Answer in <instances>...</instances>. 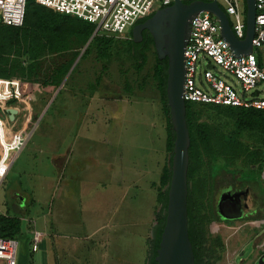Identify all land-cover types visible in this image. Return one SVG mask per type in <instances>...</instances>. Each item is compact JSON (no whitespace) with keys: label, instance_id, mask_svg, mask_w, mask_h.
<instances>
[{"label":"rangeland","instance_id":"374dc122","mask_svg":"<svg viewBox=\"0 0 264 264\" xmlns=\"http://www.w3.org/2000/svg\"><path fill=\"white\" fill-rule=\"evenodd\" d=\"M218 2L221 4V0ZM125 31L130 34V27ZM97 33L102 35L101 30ZM90 39L83 45L74 44L67 51L45 50L39 55L43 72L63 60L74 59L69 72L58 84L41 85L18 76L23 80L24 93L30 96L32 120L27 127L31 133L0 183V212L12 213L14 191L26 194L28 210L20 215L17 264H54L56 259H61L62 264H142L149 252L144 232L150 214L152 220L156 219V186L166 158L165 115L156 79L152 76L155 47L154 44L149 46L147 59L137 70L127 49V38L115 37L101 54L94 44H90L89 52L83 54ZM25 57L20 55L27 62ZM204 68L203 65L197 66V85L206 84ZM211 71L240 88L236 77L221 66L215 65ZM44 77V73L40 75L41 80ZM259 86L262 90L258 96L264 97V80H260ZM250 95L248 92L249 98ZM212 111L202 108L199 120H207ZM242 138L255 142L248 132ZM70 151L74 152L78 163L80 161L76 176L85 182L82 188L75 187V192L57 183V167L53 164L54 155ZM245 165L242 160H237L231 164L234 171L223 170L214 178L207 205L201 210L208 215L204 224V246L211 264H258L256 254L264 252L262 213L232 219L223 218L218 213L220 193L226 189L232 194L234 188L247 184L237 178L239 168ZM261 176L252 178L251 182L257 186V195L262 200L264 176ZM103 178L113 189H124L129 194L125 199L129 201V210L123 205L108 209L109 197L100 202L104 191L97 182ZM109 193L107 191V196ZM61 199L68 211L66 208L60 211L54 206L51 212L52 200L57 204ZM56 209L59 217H65L68 223L58 235L51 227ZM100 222L103 229L96 231ZM34 228L41 231V236L37 249L33 251ZM107 229L120 231L117 236L109 235L117 249L112 248L107 237L103 236ZM71 242L75 248L66 250L64 246ZM98 244L104 247V251H99ZM118 250L127 257L116 259ZM0 264H5L2 258Z\"/></svg>","mask_w":264,"mask_h":264},{"label":"trees","instance_id":"16d2710c","mask_svg":"<svg viewBox=\"0 0 264 264\" xmlns=\"http://www.w3.org/2000/svg\"><path fill=\"white\" fill-rule=\"evenodd\" d=\"M146 18H140L137 22ZM94 29L95 24L90 21L54 11L35 0H26L22 25L0 23V76H19L41 85H56L67 73L74 59L63 60L51 67L49 71L43 72L39 55L45 50L67 51L76 43L83 45L90 37V42L83 54L89 52L90 44L96 46L98 54L104 53L107 45L115 37L95 33ZM126 41L127 49L135 61L134 66L139 70L147 59V49L153 44V38L148 30L144 29L140 41H134L132 37ZM154 53L152 76L156 79L165 115L166 158L156 186V219L152 236L148 240L147 264L156 263L154 257L165 223L171 155L175 137L165 89L167 57L159 58L156 51ZM22 54L26 56L27 62L20 58ZM43 73L45 77L41 80L40 75ZM185 105L190 136L187 169L188 234L192 243L194 264H211V257L204 246V224L208 215L201 210L207 205V196L214 178L223 170L234 171L231 164L237 160H242L246 164L245 167L239 168L237 176L242 183H250L252 178L262 177L264 108L191 99H186ZM204 107L213 111L208 115L207 120H199V112ZM247 132L253 135L255 142H248L242 138ZM261 203L264 205V189ZM261 217H264V213ZM21 224L20 216L10 214L8 211L0 212V236L17 238L21 231Z\"/></svg>","mask_w":264,"mask_h":264},{"label":"built area","instance_id":"2783aa9c","mask_svg":"<svg viewBox=\"0 0 264 264\" xmlns=\"http://www.w3.org/2000/svg\"><path fill=\"white\" fill-rule=\"evenodd\" d=\"M54 11L71 14L94 23L95 33L118 38H131L137 20L149 17L157 9L174 0H36ZM190 2L192 0H183ZM209 1V0H208ZM230 26L238 38L245 34V0H221ZM255 26L251 39L252 50L234 54L229 42L221 35L219 18L208 9H201L190 19V32L185 45L184 98L224 104L251 105L264 108V97L259 82L264 80V0H255ZM26 0H0V23L22 25ZM130 27V34L125 29ZM211 64V65H209ZM203 65L206 84H196L195 73ZM215 65L232 73L234 86L211 71ZM250 92V98L248 97ZM29 94L24 93L23 80L16 76H0V183L12 165L17 153L24 146L31 131L27 124L32 120ZM9 108H15L9 118ZM264 175V167H263ZM41 236L32 230L31 250L37 249ZM18 240L0 236V258L5 264H17Z\"/></svg>","mask_w":264,"mask_h":264},{"label":"water","instance_id":"95a60500","mask_svg":"<svg viewBox=\"0 0 264 264\" xmlns=\"http://www.w3.org/2000/svg\"><path fill=\"white\" fill-rule=\"evenodd\" d=\"M245 7L243 38H238L235 35L225 11L216 0H192L190 2L174 0L171 4L157 9L152 15L132 27L131 36L134 41H140L142 30L146 29L153 38L156 55L159 58L167 57L165 89L170 121L175 133L165 223L154 257L155 264H194L192 243L188 234L187 169L190 136L186 122L184 98L186 72L184 50L190 32V19L201 9L213 12L219 18L221 35L229 42L234 54H245L252 50L251 39L254 34L256 13L255 0H245ZM15 111V108H9V118L14 116ZM231 195L233 193L231 194L229 190L222 191L219 195L217 208L223 218L242 215L240 209L236 212L233 206L224 205V201H227L225 199H230ZM229 211H233L232 214H229ZM259 264H262L261 261Z\"/></svg>","mask_w":264,"mask_h":264},{"label":"crops","instance_id":"0c3cea01","mask_svg":"<svg viewBox=\"0 0 264 264\" xmlns=\"http://www.w3.org/2000/svg\"><path fill=\"white\" fill-rule=\"evenodd\" d=\"M29 137H30V135H29ZM27 141H28V139H27ZM73 154H74V152L70 151V153H64V154L59 155V156L54 155V157H53L54 158L53 164H55L57 167L56 181H57V183L59 182V185L61 184L62 186H66L67 188H69L70 191L71 190L74 191L75 187L82 188L83 184H85V182L83 180L82 181L78 180V176H76L77 171H78L77 164H79L80 161L78 163L77 157H75V155H73ZM82 166H84V164H82ZM82 166H80V167H82ZM64 170H66V172ZM105 181H106V178H103V179H100V181L98 180V182H97V185L99 184L101 187V190L104 191V192H101V201L100 202L106 201L105 198L109 197L108 201L110 202V207L108 209L118 208V207H120V205H123L125 208H127L129 210V206H128L129 201L125 200L129 197V194L128 193L126 194L124 189H121V190L113 189V187L111 185H108L109 182H105ZM63 188L64 187H61V189H63ZM106 189H107V191L110 192L108 194V196H107ZM13 193H14V194H12L13 198L11 200L12 203L10 202L12 213H10V214H16L18 216H20L21 214H26V212L28 210V206H27V203L25 201L26 197H24L25 192H20L19 190H17V191H14ZM16 198L18 199V202L17 201L15 202ZM67 198H70V196H68ZM60 201H61L60 203L56 204L55 200H52L51 207H50L51 212H53L54 206L57 207V209L60 211H62L63 208H66V203H64V200L61 199ZM57 209H56L55 216L52 215L53 224L51 227H52V230L58 235L59 232L64 231L63 228H65L64 226L67 223V219L63 216L59 217V215H58L59 211ZM67 211H68V209H67ZM5 212H7V211H5ZM110 213H112V210H110ZM152 213H153V211H152ZM106 224H107V222H106ZM154 224H155V220L154 219L152 220V214H150V219H148V223L146 225L147 227H145V232H144L145 240L147 242L150 239V237L152 236V226ZM67 225H68V223H67ZM102 227H103V225H101V222H100L97 224L95 230L101 231L103 229ZM116 229L117 228L111 229V230H116ZM131 230L134 233V229L131 228ZM119 233H120V231H118V232L117 231H111L110 232V229H107V230H105V232L103 234V236L107 237V241L111 243L112 248L117 249L118 246L115 244V242L113 240L110 241L109 235L115 234L117 236ZM116 239H117V237H116ZM97 246H98V248L100 246L99 251L100 250L104 251V247L101 244H98ZM64 247H66V250H70V248H71V250H73V248H75V245H74V242H71L69 245H65ZM147 248H148V245L145 247L146 252H147ZM118 253H119V255H117V253H116V255L118 256V257H116V259L121 258V257H127V255L124 254L122 250H118ZM57 255H58V257H60L59 254H57ZM114 255H115V253H114ZM62 257L64 258L63 255H62ZM111 258L114 259L113 257H111ZM146 260L148 261V252L146 253L144 263L146 262ZM61 261H62L61 259H56L54 264H62ZM144 263L142 262V264H144Z\"/></svg>","mask_w":264,"mask_h":264},{"label":"flooded vegetation","instance_id":"af4514ba","mask_svg":"<svg viewBox=\"0 0 264 264\" xmlns=\"http://www.w3.org/2000/svg\"><path fill=\"white\" fill-rule=\"evenodd\" d=\"M232 191H234L233 195H231L230 199H225L227 201H224V205L233 206L236 212L240 209L242 211V215L240 217L256 215L257 213H264V209L261 204V198L257 195L256 192L257 186L254 185L253 182L249 184L247 183L244 186L238 188H234ZM232 212L233 211H229L228 213L232 214ZM226 218L232 219L231 217ZM255 261L258 264L259 261L264 264V252L256 254Z\"/></svg>","mask_w":264,"mask_h":264},{"label":"bare ground","instance_id":"6f19581e","mask_svg":"<svg viewBox=\"0 0 264 264\" xmlns=\"http://www.w3.org/2000/svg\"><path fill=\"white\" fill-rule=\"evenodd\" d=\"M224 191H226V189Z\"/></svg>","mask_w":264,"mask_h":264}]
</instances>
